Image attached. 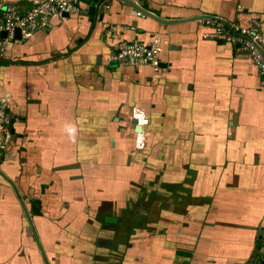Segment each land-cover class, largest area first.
Segmentation results:
<instances>
[{
	"label": "crops",
	"instance_id": "0c3cea01",
	"mask_svg": "<svg viewBox=\"0 0 264 264\" xmlns=\"http://www.w3.org/2000/svg\"><path fill=\"white\" fill-rule=\"evenodd\" d=\"M97 1L109 9L99 13ZM80 8L0 62V99L14 118L0 157V264L260 256L264 84L245 53L203 40L199 20H254L264 32V0H81ZM109 25L124 28L121 40L155 39L160 71L111 62ZM134 106L148 119L142 151Z\"/></svg>",
	"mask_w": 264,
	"mask_h": 264
},
{
	"label": "built area",
	"instance_id": "2783aa9c",
	"mask_svg": "<svg viewBox=\"0 0 264 264\" xmlns=\"http://www.w3.org/2000/svg\"><path fill=\"white\" fill-rule=\"evenodd\" d=\"M81 0H19L17 2L0 3V62L5 59L8 49L16 44L26 43L38 33L51 28V19L64 20L81 13ZM136 1V0H133ZM99 13L109 9L102 2H96ZM137 17L144 16L136 12ZM205 28L203 40L222 42L232 46L236 51L245 53L257 68L264 84V32L259 21H251L247 26H240L220 17H203L199 20ZM124 28L109 25L105 28L104 39L109 44L110 61L119 67L138 69L149 67L155 73L160 71L159 46L155 39L142 42L138 39L126 41L119 38ZM19 32V39L16 37ZM4 34V37H2ZM7 102L0 99V157L11 149L13 131L11 115L7 113ZM9 112V111H8ZM131 121L133 128L139 127L141 132L135 133L134 149L142 151L145 144L143 129L148 125L145 113L139 107H132ZM243 264H264V229L260 256Z\"/></svg>",
	"mask_w": 264,
	"mask_h": 264
},
{
	"label": "water",
	"instance_id": "95a60500",
	"mask_svg": "<svg viewBox=\"0 0 264 264\" xmlns=\"http://www.w3.org/2000/svg\"><path fill=\"white\" fill-rule=\"evenodd\" d=\"M126 3H129L128 1H125ZM138 9V11H140L143 15H145V16H151V17H155V19H157L158 20V18L156 17V16H152L151 14H149V13H147V12H144L143 10H141L140 8H137ZM93 11H94V8L93 7H90L89 8V15L90 16H93ZM159 21V20H158ZM163 22V21H162ZM2 37H4V34H2ZM16 37L19 39V32L18 31H16ZM221 43V42H220ZM161 65V64H160ZM161 67V66H160ZM163 67V66H162ZM9 110H7V113H9L8 112ZM11 122H14V118H12L11 119ZM132 124L133 125H135V122L133 121L132 122ZM139 133V132H141V129L139 128V127H135V133Z\"/></svg>",
	"mask_w": 264,
	"mask_h": 264
},
{
	"label": "rangeland",
	"instance_id": "374dc122",
	"mask_svg": "<svg viewBox=\"0 0 264 264\" xmlns=\"http://www.w3.org/2000/svg\"><path fill=\"white\" fill-rule=\"evenodd\" d=\"M144 147H145V144H144Z\"/></svg>",
	"mask_w": 264,
	"mask_h": 264
}]
</instances>
